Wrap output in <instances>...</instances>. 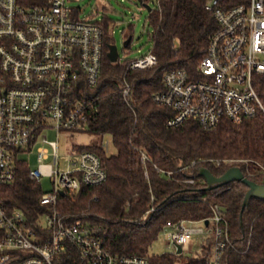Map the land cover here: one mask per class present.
<instances>
[{
	"label": "built area",
	"instance_id": "built-area-1",
	"mask_svg": "<svg viewBox=\"0 0 264 264\" xmlns=\"http://www.w3.org/2000/svg\"><path fill=\"white\" fill-rule=\"evenodd\" d=\"M206 9L219 28L195 73L185 68L166 71L164 88L153 95L154 102L176 112L169 126L194 118L213 127L223 118L240 123L264 113L258 93L264 83V0H208ZM103 55L101 25L76 16L67 0L48 4L0 0V186L15 180L17 162L35 148L39 164L30 168V175L40 182L44 176L51 178L38 198L45 210L34 220L19 208L10 210L0 195V264H61L69 258H75V264H149V255L110 252L100 226L63 212L58 205L62 191L77 190L82 184L98 186L107 179L100 157L76 146L70 150L67 168L60 170L58 139L50 140L45 133L80 131L97 112L95 99L84 89L97 85ZM157 62L150 50L129 65L144 69ZM122 90L129 95L131 85ZM50 157L53 162H46ZM149 159L141 151L146 176ZM206 160L217 165L233 161ZM165 229L175 247L172 252L178 245L182 253L189 251L194 235L210 234L211 264H218L225 248L233 245L218 203L211 204L209 217L168 221Z\"/></svg>",
	"mask_w": 264,
	"mask_h": 264
},
{
	"label": "trees",
	"instance_id": "trees-1",
	"mask_svg": "<svg viewBox=\"0 0 264 264\" xmlns=\"http://www.w3.org/2000/svg\"><path fill=\"white\" fill-rule=\"evenodd\" d=\"M29 1L48 4L50 0ZM207 2L156 0L155 7L148 11V21L158 62L144 69L131 68L130 61L109 59V44L114 43L112 22L107 17L97 21L104 36L102 69L97 85L85 88L84 94L95 99L98 110L80 129L92 135V141L76 148L95 152L107 179L98 186L82 184L77 190L66 191L58 205L63 212L100 226L106 248L116 255H148L168 221L209 217L211 204L218 203L224 208L233 243L225 248L218 264L264 263V200L251 198L242 211L247 190L244 183L235 181L208 190L200 175L203 166L221 175L238 165L248 178L261 183L264 113L240 123L223 118L213 127L203 126L194 118L169 126L167 122L176 112L153 100L154 93L164 88L166 71L185 68L195 73L219 28L206 9ZM74 13L79 16L77 11ZM125 84L131 85L127 96L122 90ZM258 93L264 104V83L258 86ZM107 137L115 152L108 151ZM141 151L150 158L148 176ZM205 159L233 161L217 165ZM156 165L170 171V175L157 170ZM30 168L28 158L19 160L15 180L1 185L0 195L10 210L19 208L34 220L45 210L38 200L45 188L30 175ZM189 178L194 182H188ZM213 243V237L208 238L196 255L166 252L149 256V264H211ZM75 262V258H69L61 264Z\"/></svg>",
	"mask_w": 264,
	"mask_h": 264
},
{
	"label": "rangeland",
	"instance_id": "rangeland-1",
	"mask_svg": "<svg viewBox=\"0 0 264 264\" xmlns=\"http://www.w3.org/2000/svg\"><path fill=\"white\" fill-rule=\"evenodd\" d=\"M146 4L155 7L156 0H146ZM67 4L73 11H77L81 18L102 21L109 18L112 22L111 30L114 37V43L118 47V55L120 62H128L132 59L141 57L153 49L154 42L152 38L153 28L148 21V10L146 6L139 0H67ZM133 28L130 31V28ZM131 35L129 47L124 46V41ZM50 140L58 139V166L60 170L67 168L68 155L70 150L78 145L89 144L93 136L86 131L72 130L61 131L57 136L56 131L46 129ZM107 149L109 152H115V147L111 140L107 137ZM45 144V143H43ZM46 146H49L46 144ZM38 150L28 155V161L31 167H37L39 164L37 158ZM46 162H53V158L45 159ZM41 183L45 188L51 184V178L44 176ZM210 234L194 235L191 247L185 254L196 255L201 249ZM175 247L170 243L168 238V229H164L159 236L152 242L148 249V255H160L172 252ZM213 254L210 256L212 257ZM264 264V263H263Z\"/></svg>",
	"mask_w": 264,
	"mask_h": 264
},
{
	"label": "water",
	"instance_id": "water-1",
	"mask_svg": "<svg viewBox=\"0 0 264 264\" xmlns=\"http://www.w3.org/2000/svg\"><path fill=\"white\" fill-rule=\"evenodd\" d=\"M139 1H141L146 6L148 11H151L152 7L149 4H146L145 2H143V0H139ZM131 40H132V36L129 35L124 41V46L127 47ZM107 55L109 59L113 62L119 60L118 47L115 43L109 44V50ZM200 175L204 177L207 183L206 189L208 190L215 189L217 187L235 181L244 183L247 186V190L245 192L242 203V211L250 203L251 198L256 197L264 200V180L261 183H258L248 178L242 171L241 167L238 165L229 167L221 175H215L208 167L203 166L200 168ZM61 193L63 194L64 192L62 191ZM177 252L178 253L183 252V249L180 245L177 246Z\"/></svg>",
	"mask_w": 264,
	"mask_h": 264
},
{
	"label": "crops",
	"instance_id": "crops-1",
	"mask_svg": "<svg viewBox=\"0 0 264 264\" xmlns=\"http://www.w3.org/2000/svg\"><path fill=\"white\" fill-rule=\"evenodd\" d=\"M33 168V167H32ZM190 247H191V245H190Z\"/></svg>",
	"mask_w": 264,
	"mask_h": 264
}]
</instances>
